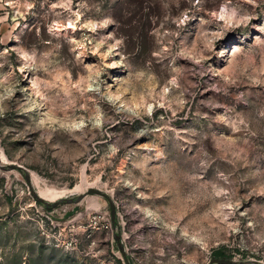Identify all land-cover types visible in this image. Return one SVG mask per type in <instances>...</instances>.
I'll list each match as a JSON object with an SVG mask.
<instances>
[{
    "label": "rangeland",
    "instance_id": "1",
    "mask_svg": "<svg viewBox=\"0 0 264 264\" xmlns=\"http://www.w3.org/2000/svg\"><path fill=\"white\" fill-rule=\"evenodd\" d=\"M0 161L115 209L0 168V264H264V0H0Z\"/></svg>",
    "mask_w": 264,
    "mask_h": 264
},
{
    "label": "water",
    "instance_id": "2",
    "mask_svg": "<svg viewBox=\"0 0 264 264\" xmlns=\"http://www.w3.org/2000/svg\"><path fill=\"white\" fill-rule=\"evenodd\" d=\"M0 168L4 169V170H12L15 168H18L20 170L23 171L24 174V178L25 181L27 183V187H28V191L31 194V196L38 202L42 203L47 209L49 208H55L57 205L61 204L62 202L65 203H78L80 200L83 199L84 196L88 195V194H97L100 195L102 197H104L110 205V213H111V217H112V222L114 223V213H115V209H114V205L113 202L111 200V198L109 197V195L99 189L93 188V187H89L87 189H85L84 191H82L81 193H79L78 195L72 196V197H63L58 199L57 201L54 202H50L45 200L43 197L39 196L33 189L32 185H31V181H30V177L29 174L27 172V170L25 168H23L20 165L14 164V163H8V164H1L0 161ZM114 226V224H113ZM115 227V226H114ZM114 237L116 239V242L119 246V249L122 252V255L124 257L125 263L126 264H131L128 261V258L124 252V248H123V244L120 241V234L115 233ZM207 264H257V261L255 260H246V261H237L231 258H221V257H212L209 262Z\"/></svg>",
    "mask_w": 264,
    "mask_h": 264
},
{
    "label": "trees",
    "instance_id": "3",
    "mask_svg": "<svg viewBox=\"0 0 264 264\" xmlns=\"http://www.w3.org/2000/svg\"><path fill=\"white\" fill-rule=\"evenodd\" d=\"M215 257H221V258H231L232 256L224 254L222 251H215Z\"/></svg>",
    "mask_w": 264,
    "mask_h": 264
},
{
    "label": "bare ground",
    "instance_id": "4",
    "mask_svg": "<svg viewBox=\"0 0 264 264\" xmlns=\"http://www.w3.org/2000/svg\"><path fill=\"white\" fill-rule=\"evenodd\" d=\"M69 27L72 28V29L74 28V27L72 26V24H70ZM69 207H71V206H69ZM67 208H68V207H67Z\"/></svg>",
    "mask_w": 264,
    "mask_h": 264
}]
</instances>
